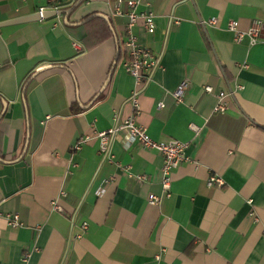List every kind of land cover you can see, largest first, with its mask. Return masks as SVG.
I'll use <instances>...</instances> for the list:
<instances>
[{"label":"crops","instance_id":"1","mask_svg":"<svg viewBox=\"0 0 264 264\" xmlns=\"http://www.w3.org/2000/svg\"><path fill=\"white\" fill-rule=\"evenodd\" d=\"M78 1L0 0V24L57 13L0 27V264H264V0H85L67 24ZM129 1L155 19L153 34L142 21L132 30L159 61L141 86L124 67ZM230 21L241 32L260 22L259 42L236 43ZM135 90L153 139L191 145L170 197L158 152L122 132L99 154V134L133 115ZM212 175L225 186L209 187ZM150 195L163 199L151 206ZM9 213L23 226L11 229Z\"/></svg>","mask_w":264,"mask_h":264},{"label":"built area","instance_id":"2","mask_svg":"<svg viewBox=\"0 0 264 264\" xmlns=\"http://www.w3.org/2000/svg\"><path fill=\"white\" fill-rule=\"evenodd\" d=\"M56 0H50V3H55ZM136 1H129L128 6L130 11L126 14L129 19L127 26L128 37L124 42V47L129 56V60L125 62L124 67L127 73L134 78L136 85L141 86L152 80V75L159 66L158 57L148 48L141 46L138 42L137 37L133 34V28L137 26L139 21H142L143 27L147 30L148 33L153 34L155 32V19L151 10H147L141 14L136 12L137 7ZM121 2L116 7L117 16H124L120 10ZM58 11V9H56ZM42 14L45 12L44 9L40 11ZM220 24L219 18H213L208 22L210 26H218ZM228 29L235 36V42L241 43L245 39H248L251 44H256L260 40L262 24L258 21L254 22L253 26L248 32H241L238 29V24L235 21H230L228 23ZM73 47L76 51H81L82 48L78 43H73ZM187 87V84L181 85L174 93V98L176 99V104L179 105L183 102L184 92ZM238 90L243 88L238 87ZM204 92L207 94H213L214 90L212 87H205ZM139 91H134L131 97V106L134 110L133 115L119 124L117 127L110 129L106 132L100 133V155H109L110 152V140L111 137H116L118 134L124 132L123 136L125 143L136 144L140 148L147 151L158 152L164 158V164L161 168L162 172V187L165 192L166 197H170L172 189V172L184 164L192 163V159L188 155V151L191 145L188 142H183L179 140L169 141L167 143L160 142L151 137L148 132V129L140 125L138 118L141 115V107L139 100ZM219 100L217 107L215 108L216 114H223L228 108V103L226 101V95L224 93H219L217 95ZM165 106L163 103L158 105L159 109H163ZM89 140V138H82L78 141L72 152L78 153L81 151L83 145ZM74 168H77L74 167ZM137 180L144 181L146 177L137 176ZM109 184V181L106 183V186ZM209 187H215L221 189L225 186L224 180L217 176L212 175L208 180ZM105 186V187H106ZM102 192V191H101ZM60 196L65 198L67 196L66 191H62ZM163 197L150 195L148 197V203L151 206H158ZM53 209L55 211H62L61 207L58 205L57 201L52 202ZM5 220L7 221L8 226L11 229H18L23 226L20 216L17 213H9L4 215ZM88 223H83L81 228L83 231L88 230ZM162 252H165L164 250ZM27 258V257H26ZM156 261H161V255L156 257Z\"/></svg>","mask_w":264,"mask_h":264},{"label":"water","instance_id":"3","mask_svg":"<svg viewBox=\"0 0 264 264\" xmlns=\"http://www.w3.org/2000/svg\"><path fill=\"white\" fill-rule=\"evenodd\" d=\"M85 0H79L77 3H75L73 5V7H71L67 12H66V17H65V22L68 24V19L69 16L71 15V13L78 8ZM57 15L56 12H47L45 11L43 14L41 12L35 13L31 16L22 18V19H18V20H14V21H10V22H6V23H1L0 27H4V26H8V25H14V24H19V23H26V22H30V21H41V20H45L47 18L53 17ZM100 17H102L103 19L108 21V17L104 16V15H99ZM5 110L7 109L8 105L7 103L4 104Z\"/></svg>","mask_w":264,"mask_h":264},{"label":"trees","instance_id":"4","mask_svg":"<svg viewBox=\"0 0 264 264\" xmlns=\"http://www.w3.org/2000/svg\"><path fill=\"white\" fill-rule=\"evenodd\" d=\"M68 10H66L65 11V13L67 12ZM94 18H99V19H101L100 17H98L97 15H92V16H89L87 19H86V21H89V20H92V19H94ZM99 100V97H98V99H95L94 100V102L92 103V104H94L95 102H97ZM3 106V101H2V99H0V116H1V114H2V110H1V107ZM4 107V106H3ZM74 112H76V110L74 109Z\"/></svg>","mask_w":264,"mask_h":264}]
</instances>
